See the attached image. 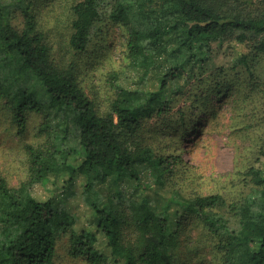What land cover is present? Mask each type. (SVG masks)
<instances>
[{"label": "trees", "instance_id": "16d2710c", "mask_svg": "<svg viewBox=\"0 0 264 264\" xmlns=\"http://www.w3.org/2000/svg\"><path fill=\"white\" fill-rule=\"evenodd\" d=\"M38 3L0 0V98L19 134L30 113L41 115L44 137L25 146V180L12 186L0 178V264H54L65 239L68 255L91 264H190L182 253L191 224L208 236L212 264H264V166L249 170L259 187L255 199L186 195L166 187L178 158L158 155L143 136L192 83L190 67L202 61L203 48L227 41L235 66H251L254 50L264 65V0H76L69 38L75 52L88 46L100 21L123 27L127 64L110 74L115 96L106 113L86 93L75 62L57 60ZM156 70L158 88L142 87ZM136 76L134 87L120 82ZM228 84L216 80L214 91ZM180 120L187 132L196 127L183 107ZM111 179L134 181L136 193L102 194L97 183ZM50 183L51 194L60 185L78 187L88 212L59 206V194L35 195ZM152 186L155 199L143 194Z\"/></svg>", "mask_w": 264, "mask_h": 264}, {"label": "rangeland", "instance_id": "374dc122", "mask_svg": "<svg viewBox=\"0 0 264 264\" xmlns=\"http://www.w3.org/2000/svg\"><path fill=\"white\" fill-rule=\"evenodd\" d=\"M75 1L39 0L37 13L57 60L61 63L75 62L77 76L86 93L98 109L106 113L115 96L110 74L124 71L127 64L123 27L109 19L100 21L88 46L75 52L69 44L73 19L71 6ZM255 53L256 50L250 58L251 66L245 67L235 66L234 47L227 41L222 44L214 42L203 48L202 61L190 67L194 76L192 83L185 87L165 116L159 120L152 119L150 125L145 126V142L151 144L158 155L178 158L173 172L168 174L167 188L181 187L186 195L219 192L230 201L252 200L258 196L259 187L249 170L255 164L264 166V156L260 153L264 146V65L263 59ZM158 70L150 75L149 80H144L142 87L158 88V79L154 77ZM216 80L229 84L214 91ZM120 82L134 87L138 77L122 78ZM194 100L196 106L191 105ZM5 102L0 98V178L18 186L28 174L26 144H40L44 140L38 132L42 117L38 113H30L27 128L19 134ZM181 107L188 120H197L196 127L189 132L180 120ZM148 179V173H143L142 180ZM135 185L134 181L111 179L106 183L99 181L97 188L104 195L117 188L131 194L136 193ZM51 188H54L51 183L46 187L39 185L34 193L40 199L59 194L56 197L59 206L66 204L80 214L88 212L89 207L78 187L64 191L60 185L54 194H51ZM143 194H150L152 198L160 196L153 186ZM158 202L161 205V201ZM187 233L193 236H189L184 246L182 259L190 264H212L208 236L193 224ZM54 264L91 263L68 255L65 239L59 244Z\"/></svg>", "mask_w": 264, "mask_h": 264}]
</instances>
